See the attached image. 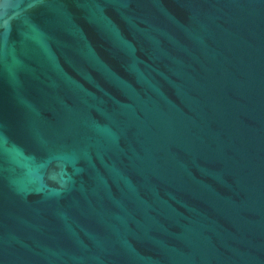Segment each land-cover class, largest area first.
Instances as JSON below:
<instances>
[{"label": "water", "instance_id": "95a60500", "mask_svg": "<svg viewBox=\"0 0 264 264\" xmlns=\"http://www.w3.org/2000/svg\"><path fill=\"white\" fill-rule=\"evenodd\" d=\"M0 264H264V0H0Z\"/></svg>", "mask_w": 264, "mask_h": 264}]
</instances>
